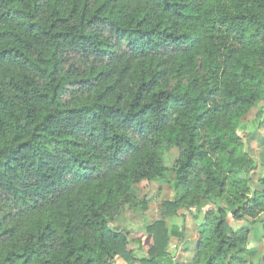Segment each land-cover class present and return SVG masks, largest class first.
Instances as JSON below:
<instances>
[{
    "label": "trees",
    "instance_id": "trees-1",
    "mask_svg": "<svg viewBox=\"0 0 264 264\" xmlns=\"http://www.w3.org/2000/svg\"><path fill=\"white\" fill-rule=\"evenodd\" d=\"M261 103L264 0H0V264H181L184 228L148 225L137 256L113 227L150 182L198 222L194 264H252Z\"/></svg>",
    "mask_w": 264,
    "mask_h": 264
},
{
    "label": "rangeland",
    "instance_id": "rangeland-1",
    "mask_svg": "<svg viewBox=\"0 0 264 264\" xmlns=\"http://www.w3.org/2000/svg\"><path fill=\"white\" fill-rule=\"evenodd\" d=\"M260 111L262 115L260 114V116H258L257 114ZM244 123L246 126L240 130V135L245 145V149L243 147L242 153H245V151L248 152L249 156L257 163V170L251 174V186L253 189L260 188L258 181L260 176L264 174V103L254 107L245 118ZM249 134L253 135L251 139L248 138ZM178 156L179 153L176 148L167 153L165 156V166L171 169ZM173 178L174 176H172V179ZM137 189L138 198L148 202V209L146 211L137 210L133 212L128 206L124 207L122 215L118 221L113 224V227L125 229L131 233V239L135 241L131 244L130 249L134 250L137 256H146L148 250L154 244L153 237L147 233L148 225L156 221H165L169 229L175 226L184 228L185 237L183 241L177 244V241L174 240L169 250L173 254L176 262L181 264H194V247L198 239V222L186 211L184 212V216L186 217L185 220L180 216L172 217L165 214L163 204L168 200H173V188L167 184L161 186L157 182H150L138 185ZM221 205L226 206L223 202ZM142 215L145 216V220L140 219ZM230 223L235 229L241 228L244 225L249 226V221L240 223L230 219ZM263 228L264 224L260 222L253 226L250 233V241L256 239L259 243L261 242L263 244L261 248L257 247V256L250 258L252 264H257V261H260L261 256L264 255ZM133 264L140 263L136 261Z\"/></svg>",
    "mask_w": 264,
    "mask_h": 264
},
{
    "label": "crops",
    "instance_id": "crops-1",
    "mask_svg": "<svg viewBox=\"0 0 264 264\" xmlns=\"http://www.w3.org/2000/svg\"><path fill=\"white\" fill-rule=\"evenodd\" d=\"M241 223V222H240ZM240 226H241V224H240ZM263 246V244L260 242H258L256 239H254V241H250V249H257V247H262Z\"/></svg>",
    "mask_w": 264,
    "mask_h": 264
}]
</instances>
